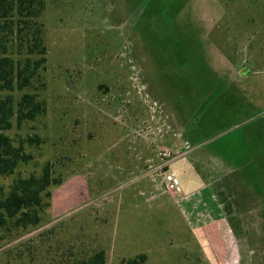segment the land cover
I'll use <instances>...</instances> for the list:
<instances>
[{
  "label": "rangeland",
  "instance_id": "374dc122",
  "mask_svg": "<svg viewBox=\"0 0 264 264\" xmlns=\"http://www.w3.org/2000/svg\"><path fill=\"white\" fill-rule=\"evenodd\" d=\"M45 1L47 62L24 91L46 112L4 130L33 158L0 186L46 165L61 183L39 224L0 228V264L98 249L107 264H210L181 196L197 190L210 207L212 189L236 235L232 264H264V0ZM164 171L175 196L155 184ZM211 252L224 262V246Z\"/></svg>",
  "mask_w": 264,
  "mask_h": 264
},
{
  "label": "trees",
  "instance_id": "16d2710c",
  "mask_svg": "<svg viewBox=\"0 0 264 264\" xmlns=\"http://www.w3.org/2000/svg\"><path fill=\"white\" fill-rule=\"evenodd\" d=\"M46 7L45 0H0V174H13L19 164L28 162L33 155L26 150L24 140L16 144L4 132L12 128L16 116L17 125L34 120L46 112V103L34 92L24 91L33 86L40 70L47 62L44 24L39 20ZM18 52L14 56L12 48ZM14 91H24L15 100ZM29 144L41 142V138L29 136ZM52 183L61 180L52 178L49 165L40 175L17 178L8 192L0 186V228H28L40 223L42 214L51 198L48 190ZM50 202V200H49ZM145 253L129 260V264L146 261ZM62 264H107L105 249H98L87 258Z\"/></svg>",
  "mask_w": 264,
  "mask_h": 264
},
{
  "label": "crops",
  "instance_id": "0c3cea01",
  "mask_svg": "<svg viewBox=\"0 0 264 264\" xmlns=\"http://www.w3.org/2000/svg\"><path fill=\"white\" fill-rule=\"evenodd\" d=\"M155 184L160 185L161 183L155 182ZM209 185L204 187L203 190L207 189ZM163 190L171 193L174 196L178 191H180V189L176 191H168L164 187ZM213 190L214 189H212V192H210V198L212 200L210 207H208V205L205 203V198L198 194L199 192H197V190L182 195L181 200L191 207V217H189V215L187 216L183 210L181 213H183L185 216L189 229L194 234L199 244L203 246L205 256L210 264H215L219 261L211 257V247H219V245L224 246L225 249L223 254L225 259H223L224 262L222 264H232L235 263L233 258L235 253L234 251H231V249H233L234 243L232 242V239L234 237L236 238V235L232 227H229L228 225L229 221L225 207L223 205L224 201L220 200L219 197H217L216 192ZM211 209H213V212H211ZM232 235L233 238L230 237ZM219 241H221V244Z\"/></svg>",
  "mask_w": 264,
  "mask_h": 264
},
{
  "label": "built area",
  "instance_id": "2783aa9c",
  "mask_svg": "<svg viewBox=\"0 0 264 264\" xmlns=\"http://www.w3.org/2000/svg\"><path fill=\"white\" fill-rule=\"evenodd\" d=\"M162 154L169 156V160L173 159L176 157L175 154L172 155V152H162ZM167 160V162L169 161ZM166 162V163H167ZM164 164V161L161 163ZM162 176V180H161V184L164 186V188L168 191H176L179 188V183L178 180L176 179V175L174 172L171 171H164L161 174Z\"/></svg>",
  "mask_w": 264,
  "mask_h": 264
}]
</instances>
